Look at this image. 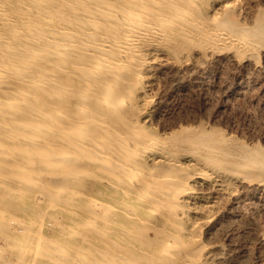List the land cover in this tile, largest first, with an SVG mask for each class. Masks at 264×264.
Masks as SVG:
<instances>
[{"label":"bare ground","instance_id":"6f19581e","mask_svg":"<svg viewBox=\"0 0 264 264\" xmlns=\"http://www.w3.org/2000/svg\"><path fill=\"white\" fill-rule=\"evenodd\" d=\"M245 1L0 0V155H13L3 168L32 185L30 172L48 166L45 173L61 181L46 205L56 198L52 208L61 205L82 218L78 228L87 226L74 240L75 229L53 228L48 246L46 219H29L26 249H47L46 264H212L194 252L218 213L207 195L231 197L242 171L264 169V160L247 143L233 150L215 130H152L161 96L151 74L164 61L185 63L194 50L215 58L258 50L264 23L247 30L232 18ZM70 174L79 188L74 206ZM85 176L92 190H82Z\"/></svg>","mask_w":264,"mask_h":264},{"label":"rangeland","instance_id":"374dc122","mask_svg":"<svg viewBox=\"0 0 264 264\" xmlns=\"http://www.w3.org/2000/svg\"><path fill=\"white\" fill-rule=\"evenodd\" d=\"M243 5L232 14V18L234 17L237 23L244 24L247 30L257 21L264 23V0H246ZM208 11L206 10L205 13L208 14ZM256 43V49L258 47L260 50H254L249 56L243 55L241 57L234 50H228V52H224L215 58L208 51L198 50L196 52L197 50H194L186 55L187 61L183 64L176 61L173 62V60L169 61V63L164 61V64L163 62L155 64L151 74V83L154 86V90H159L161 97L159 96L160 98L152 115L153 120L151 119V122H148L149 127L159 134L166 135L174 131L179 132V130L182 132L183 127L189 126L194 127L196 130L204 128L203 130L212 134L216 131L218 135L225 136L228 140L230 139L228 143L230 141L231 143L233 142V144L229 143L233 150H240L242 143H247L264 160V41ZM210 129L213 131L211 132ZM21 141L23 140L18 142L20 143ZM20 144L26 146L25 142ZM4 150L5 155H8H0V172L13 156L8 149ZM71 155V161H74V154ZM76 158L78 159L79 157L77 156ZM2 160L4 161L2 162ZM61 161V165H64L66 161V163H69L68 160H64L65 162ZM34 163L31 161L29 164L33 166L36 164ZM29 164H27L28 166L25 165V168H31ZM35 166H33V171L29 170L36 172L34 170L37 169L40 177L37 176L38 174L35 175V173L31 174L30 172V177L33 175L34 181L37 177L39 179L36 180L38 181L37 183L33 181L34 184L32 183V185L31 181L28 183L27 179H17L12 174V177H9L10 175H7L5 169L3 172L8 177L4 174L0 177V223L3 221L0 224V264H46L42 255L49 252L47 249L39 246L37 251L31 247L26 249L27 240L25 235L28 234L26 231L33 230L34 227V224L31 221L29 222V219L37 220V216H43L46 219L42 237L48 246L54 241V238L49 234L51 230H56L57 228L58 230L61 229L60 231L62 232L63 229L70 231L75 229L76 231L74 230L72 233L76 235H72V240L87 230V226L84 225L82 226L85 229L82 231V226L78 228L83 222L81 221L82 218L76 217L77 214H73L71 211L63 213L60 208L61 205L56 208L57 210L54 206L55 210L50 206L53 201L57 202L56 198L52 199L53 201L50 202V205L49 203L46 205L49 200L51 201L56 189L59 192L60 187L57 182L61 180H57V182L53 180L55 179L53 174L59 176L55 171L52 172L53 177L47 172L49 176L45 175L47 168L49 170L48 166L46 170V166L41 167L42 170L39 169V166L34 169ZM255 166L249 165L246 171H242L244 173L241 172L240 178L241 176L243 177L235 181V189L231 197H227L220 191H213L214 193L207 195L208 200L214 201L213 204L218 213L202 231L201 242L203 244L198 247L195 246V255H198L200 260H206L208 263L212 261V264H264V169H260L257 166L259 170L263 169V171H259ZM13 173H16V171ZM71 175L74 176L70 174L69 178H67V181L72 179L68 182L71 183L72 181L71 185H69L71 186V189L69 188L71 193L70 191L67 192L69 194V202L67 203L76 204L74 195L79 188L74 183L75 179ZM29 178L28 180H31ZM88 178L87 176L82 177L84 187L82 186L83 189H80L85 191L94 188L92 180ZM65 180L63 181L66 182ZM20 181L22 182L20 183ZM54 183L57 186L53 185ZM12 187L14 195L11 193ZM15 187L17 188L16 190ZM54 187L56 188L54 190L55 193L50 194L53 192L52 188L54 189ZM19 188L21 189L19 190ZM96 194L98 196L104 195L100 190L96 191ZM56 202L53 203L55 204ZM8 207H12V209L9 208V210ZM8 211H12V214L10 212L7 214ZM40 211L43 212L40 213ZM80 244L79 246H83V243L80 242ZM41 252L43 253L41 254ZM136 255L138 260L143 258L139 257L141 254L138 255L137 253ZM136 255L133 254L134 258ZM54 264H58V262Z\"/></svg>","mask_w":264,"mask_h":264}]
</instances>
